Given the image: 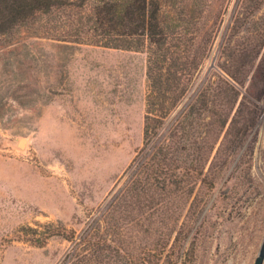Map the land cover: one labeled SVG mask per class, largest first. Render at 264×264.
<instances>
[{
	"label": "rangeland",
	"instance_id": "1",
	"mask_svg": "<svg viewBox=\"0 0 264 264\" xmlns=\"http://www.w3.org/2000/svg\"><path fill=\"white\" fill-rule=\"evenodd\" d=\"M168 2L198 51L208 48L165 123L192 120L180 156L203 174H179L157 211L119 207L114 230L129 254L165 248L159 264L180 246L189 264H254L264 242V0ZM45 18L38 24L66 23L60 11ZM38 24L0 37V264H59L72 243L35 238L47 223L77 236L103 225L143 146L146 53L51 39ZM28 226L37 233L18 232Z\"/></svg>",
	"mask_w": 264,
	"mask_h": 264
},
{
	"label": "trees",
	"instance_id": "2",
	"mask_svg": "<svg viewBox=\"0 0 264 264\" xmlns=\"http://www.w3.org/2000/svg\"><path fill=\"white\" fill-rule=\"evenodd\" d=\"M168 1L0 0V37L14 36L21 29L34 28L38 23L50 20L45 17L60 11L65 16L63 26L52 28L38 24L35 33L44 30L51 34L48 38L59 41L143 50L147 55L143 146L134 158L138 159L136 170L103 214V225L98 219L77 236L63 226L45 224L48 229L44 238H35L38 245L43 246L52 236H62L72 243L59 264H159L165 254L163 247L149 246L140 257L129 254L121 246V232L114 230L119 226L114 227L118 224L114 213L120 212L119 207L127 212L131 203L157 211L162 204L159 197L170 192L173 185L177 186L179 174H192L197 178L203 174V164H193L192 160L186 161L180 156L182 150L190 149L184 141L190 144L192 120L186 122V129L179 126L177 120L169 128L165 123L190 89L194 73L199 71L208 48L198 51L200 48L195 47L194 38L188 36L189 22L177 15ZM216 81L226 84L221 75ZM180 129L183 136H178ZM148 150L152 153L150 160L146 154ZM203 160L199 158L196 162ZM117 200L120 205L114 208ZM28 229L34 234L38 231L28 226L18 232ZM115 234L117 236L113 238ZM172 253L171 264H189V254L182 250V246Z\"/></svg>",
	"mask_w": 264,
	"mask_h": 264
},
{
	"label": "water",
	"instance_id": "3",
	"mask_svg": "<svg viewBox=\"0 0 264 264\" xmlns=\"http://www.w3.org/2000/svg\"><path fill=\"white\" fill-rule=\"evenodd\" d=\"M264 261V242L262 243L258 255L255 258L254 264H262Z\"/></svg>",
	"mask_w": 264,
	"mask_h": 264
},
{
	"label": "bare ground",
	"instance_id": "4",
	"mask_svg": "<svg viewBox=\"0 0 264 264\" xmlns=\"http://www.w3.org/2000/svg\"><path fill=\"white\" fill-rule=\"evenodd\" d=\"M20 145L22 146L23 145V142H20Z\"/></svg>",
	"mask_w": 264,
	"mask_h": 264
}]
</instances>
